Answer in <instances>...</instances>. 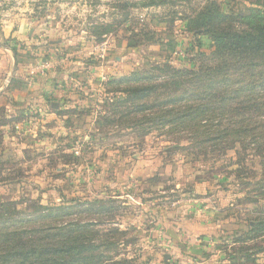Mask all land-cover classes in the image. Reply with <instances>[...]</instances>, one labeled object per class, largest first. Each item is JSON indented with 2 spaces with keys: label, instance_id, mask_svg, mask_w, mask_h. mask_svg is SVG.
I'll use <instances>...</instances> for the list:
<instances>
[{
  "label": "rangeland",
  "instance_id": "obj_1",
  "mask_svg": "<svg viewBox=\"0 0 264 264\" xmlns=\"http://www.w3.org/2000/svg\"><path fill=\"white\" fill-rule=\"evenodd\" d=\"M215 1L246 13L257 0ZM205 3L0 0V45L29 60L2 79L0 200L15 204L9 211L32 215L69 201V215L47 222L96 223L101 235L117 227V247L101 252L137 264H264V237L235 243L264 197L243 185L250 178L228 175L238 167L233 151L204 159L188 140L144 135L113 114L126 97L108 86L114 78L164 64L190 68L198 50L211 53L210 37L189 33L184 21ZM0 64L5 73V54ZM257 163L245 162L259 171L253 183Z\"/></svg>",
  "mask_w": 264,
  "mask_h": 264
},
{
  "label": "trees",
  "instance_id": "obj_2",
  "mask_svg": "<svg viewBox=\"0 0 264 264\" xmlns=\"http://www.w3.org/2000/svg\"><path fill=\"white\" fill-rule=\"evenodd\" d=\"M184 21L189 33L210 37L211 53L198 50L190 68L164 64L114 78L108 86L118 87L116 93L126 97L113 114L122 126L145 130L144 135L155 129L188 140L204 159L233 151L238 167L228 175L250 178L243 185L257 186L264 197V0H257L246 13L206 0ZM150 34L154 35L144 33ZM197 42L201 49V40ZM161 74L166 77L159 81ZM251 156L259 160L261 172V179L254 183L259 171L245 166ZM13 205L0 200V264H137L101 252L117 247L118 242L110 241L122 233L117 227L101 235L96 223L47 222L69 215V201L32 215L15 207L9 211ZM86 205L90 203L81 204ZM258 213L235 243L264 237V210Z\"/></svg>",
  "mask_w": 264,
  "mask_h": 264
},
{
  "label": "crops",
  "instance_id": "obj_3",
  "mask_svg": "<svg viewBox=\"0 0 264 264\" xmlns=\"http://www.w3.org/2000/svg\"><path fill=\"white\" fill-rule=\"evenodd\" d=\"M0 53L5 54V57L8 60V64H9V66H7L5 68V73H4L3 69L2 70L0 69L1 72L3 71V73H4L3 74L4 76L2 74L0 75V99H1L5 95H7V93L9 92V90L7 88H5V85H6V83L4 84L5 80L2 81V79H4L3 77H5L6 74H8L9 76L15 77L17 75V73L20 72L21 69L25 70V68L28 67L29 60L26 62L24 59L17 58L14 54H12L10 52V50L3 48L2 45H0ZM1 64H0V66H1ZM21 64H23V65H21ZM38 86H34V88L32 90H36V87H38ZM12 97L15 98V92H12Z\"/></svg>",
  "mask_w": 264,
  "mask_h": 264
}]
</instances>
